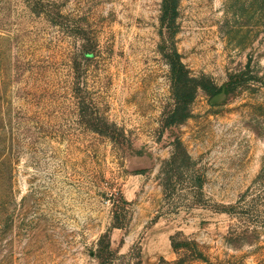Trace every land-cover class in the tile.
I'll return each mask as SVG.
<instances>
[{
	"label": "rangeland",
	"instance_id": "rangeland-1",
	"mask_svg": "<svg viewBox=\"0 0 264 264\" xmlns=\"http://www.w3.org/2000/svg\"><path fill=\"white\" fill-rule=\"evenodd\" d=\"M160 11L0 0V264H99L106 234L114 264H264L245 211L264 162V0H179L171 29ZM172 50L224 96L197 89L170 126Z\"/></svg>",
	"mask_w": 264,
	"mask_h": 264
},
{
	"label": "trees",
	"instance_id": "trees-1",
	"mask_svg": "<svg viewBox=\"0 0 264 264\" xmlns=\"http://www.w3.org/2000/svg\"><path fill=\"white\" fill-rule=\"evenodd\" d=\"M178 3L179 0H161V26L168 29L172 28L178 15ZM35 6H40V3ZM43 7L44 6L42 5V9H44ZM169 67L171 72L172 91L176 103L175 109L172 111L168 119V124L171 126L188 118V108L195 99L197 89H202L204 92L210 93L213 96L220 94L221 89H214L204 80L198 82L189 78L188 73L180 60V56L175 50H172L171 52ZM228 92H230V88L226 90V93ZM79 112L86 121V126L89 127V129L109 138L114 137V131H111L110 126L97 116H94L91 109L86 106L84 100L82 101V106ZM4 123L5 120L2 117V113H0V130H2L0 133H4L3 131L6 128V124ZM255 183L257 184L259 191L256 190L253 195H251L250 200L246 203L245 211L248 218H252L256 223L264 225V162H262L261 170L255 180ZM198 185L200 186L201 182H199ZM244 198L245 197H243V199ZM121 203L123 204V212L122 208L117 210V207L115 206L116 204H113V227L117 229H121L124 226L123 221L125 220V205L128 204L123 199L121 200ZM185 245L186 244L182 242H174V238L171 239V246L175 251L179 248H183ZM116 256L117 255L110 249L109 236L107 234L101 236L98 240V248L95 254L99 264H114Z\"/></svg>",
	"mask_w": 264,
	"mask_h": 264
},
{
	"label": "water",
	"instance_id": "water-1",
	"mask_svg": "<svg viewBox=\"0 0 264 264\" xmlns=\"http://www.w3.org/2000/svg\"><path fill=\"white\" fill-rule=\"evenodd\" d=\"M223 96H224V90H222L220 94L214 96L212 103L219 102Z\"/></svg>",
	"mask_w": 264,
	"mask_h": 264
}]
</instances>
